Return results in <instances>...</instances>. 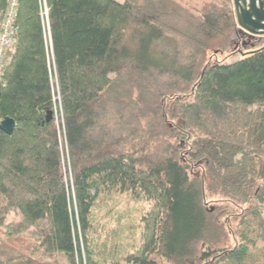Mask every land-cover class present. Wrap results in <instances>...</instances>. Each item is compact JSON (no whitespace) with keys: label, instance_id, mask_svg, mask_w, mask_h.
Segmentation results:
<instances>
[{"label":"trees","instance_id":"1","mask_svg":"<svg viewBox=\"0 0 264 264\" xmlns=\"http://www.w3.org/2000/svg\"><path fill=\"white\" fill-rule=\"evenodd\" d=\"M17 8L0 75V125L16 123L0 127V240L31 244L7 245L0 264H264V48L212 57L233 34L252 41L232 1ZM118 197L115 226L101 223Z\"/></svg>","mask_w":264,"mask_h":264},{"label":"rangeland","instance_id":"2","mask_svg":"<svg viewBox=\"0 0 264 264\" xmlns=\"http://www.w3.org/2000/svg\"><path fill=\"white\" fill-rule=\"evenodd\" d=\"M118 1L123 2L124 0H118ZM182 1H183V3H185L187 5L200 7L202 5V3L204 1H206V0H182ZM231 37L235 41V43L233 45L234 49L232 51H230L229 53H225V54H222V53H219V52L218 53L209 52L208 56H211L214 53L215 56H212L213 59L220 60V61H226L228 63H233L238 58H243V57L248 56L249 53L252 50H255V49H258V48H261L262 46H264V37H262V36L256 37L254 40H252L249 43H247V41H248L247 39H242L241 40V38H239V35L237 36V34H233ZM244 42H246V44H243ZM247 45H248V48H247ZM57 111H58L57 114L53 113V117H54V122L57 125L59 133H60V142H63V140H64V138H63L64 116H62V113L60 112L61 110L59 111V108L57 109ZM64 148H65V146H64ZM62 153H63V157H64L63 168L65 170L66 178H68V177L71 178V176H69V170L67 169L68 167L66 166L67 165L66 162H67V159H68V157L66 156L67 155L66 154L67 153L66 149L65 150L62 149ZM121 198H122L121 200H124V202H125L127 197L124 196V197H121ZM121 200L118 197L116 199V201H114V209H111L112 207L108 208L106 210V212H102L100 214L101 223L107 224V225H110V226H115L114 225L115 219L116 218L118 219V217H117V211H118L117 208L122 207V203H123V202H121ZM19 220H20L19 215L17 213L16 214L12 213L10 215V217L7 219L6 222L9 224V223H13V222H18ZM121 221L122 220H120V222ZM3 230L4 229L0 230V235H2L1 232ZM99 231H102V229L99 228ZM229 232L231 233V229L230 228H229ZM2 239H4V240H2ZM232 240L234 241V239L232 238L229 242L226 243V245H233L234 242ZM30 244H31V241L28 238V236H26V235L17 236V237H14L13 239L3 238V236H2L1 240H0V252H1V250L6 249L7 245H9L11 247H15V248H17L19 250H24V248L30 246ZM83 249H84L83 250L84 257L86 258L87 252H86L85 248H83ZM0 254H2V252ZM58 264H69V263L67 262L65 257L60 256Z\"/></svg>","mask_w":264,"mask_h":264},{"label":"water","instance_id":"3","mask_svg":"<svg viewBox=\"0 0 264 264\" xmlns=\"http://www.w3.org/2000/svg\"><path fill=\"white\" fill-rule=\"evenodd\" d=\"M232 4L238 29L244 32L250 40L264 36V0H232ZM261 48L252 50L250 54ZM47 117L49 120L52 119V110L48 112ZM15 124L13 118L6 117L2 120L0 127L6 133L12 134Z\"/></svg>","mask_w":264,"mask_h":264},{"label":"built area","instance_id":"4","mask_svg":"<svg viewBox=\"0 0 264 264\" xmlns=\"http://www.w3.org/2000/svg\"><path fill=\"white\" fill-rule=\"evenodd\" d=\"M18 0H8L6 9L0 12V75L8 62L10 53L17 44V8ZM47 15V9L45 11ZM59 107L55 104L53 113L57 114Z\"/></svg>","mask_w":264,"mask_h":264},{"label":"crops","instance_id":"5","mask_svg":"<svg viewBox=\"0 0 264 264\" xmlns=\"http://www.w3.org/2000/svg\"><path fill=\"white\" fill-rule=\"evenodd\" d=\"M262 37H264V36H262ZM255 39V38H254ZM254 39H252V40H254Z\"/></svg>","mask_w":264,"mask_h":264}]
</instances>
